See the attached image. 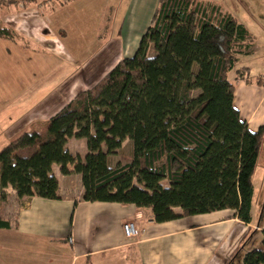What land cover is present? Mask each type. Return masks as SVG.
Wrapping results in <instances>:
<instances>
[{
  "label": "trees",
  "instance_id": "obj_1",
  "mask_svg": "<svg viewBox=\"0 0 264 264\" xmlns=\"http://www.w3.org/2000/svg\"><path fill=\"white\" fill-rule=\"evenodd\" d=\"M14 34L0 25V38ZM253 45L218 4L160 0L134 57L0 150V188L59 200L53 166L69 175L72 165L85 202L134 205L156 223L224 210L251 223L264 127L252 132L242 118L230 74ZM249 71L237 70V79L251 83ZM71 138L86 141L85 157L68 150ZM127 140L132 161L112 166ZM9 227L0 218V228ZM242 264H264V230Z\"/></svg>",
  "mask_w": 264,
  "mask_h": 264
},
{
  "label": "crops",
  "instance_id": "obj_2",
  "mask_svg": "<svg viewBox=\"0 0 264 264\" xmlns=\"http://www.w3.org/2000/svg\"><path fill=\"white\" fill-rule=\"evenodd\" d=\"M148 1L0 0V25L15 32L14 39L0 38V150L37 122L49 121L84 91L85 82V91L92 88V75L85 71L90 62L80 67L60 57L105 54L114 58L108 67L135 56L160 6L156 0L149 8ZM254 45L239 57L252 55ZM237 64L230 74L236 85L234 105L250 130L258 132L264 127V71L254 77L248 72V83L237 79ZM83 140L69 139L68 150L85 157L77 152ZM260 167L264 141L253 185L255 177L264 179V172L257 174ZM68 168L71 174L63 175L59 165L53 166L59 200L19 199L11 187L3 189L18 205L16 214L0 215L10 225L0 228V264H242L253 248L244 245L252 231H257L256 245L262 239L264 225H255L253 217L243 223L234 211L224 210L166 223L142 221L144 232L130 240L123 225L142 209L83 201L82 176L73 173L74 166ZM253 204L254 198L251 216Z\"/></svg>",
  "mask_w": 264,
  "mask_h": 264
},
{
  "label": "rangeland",
  "instance_id": "obj_3",
  "mask_svg": "<svg viewBox=\"0 0 264 264\" xmlns=\"http://www.w3.org/2000/svg\"><path fill=\"white\" fill-rule=\"evenodd\" d=\"M218 5L223 8L225 13L230 14L232 17L236 18L239 22L243 23L248 31L251 33L254 38V51L252 55L248 57H238L237 67L240 69L241 67H247L250 69L249 73L251 77L256 76L257 73H263L264 71V0H217ZM8 2H11L8 1ZM156 3V0H149L148 7L151 8L153 4ZM80 36V34L78 35ZM83 41V40H82ZM72 43L74 41L72 40ZM253 48V47H252ZM252 48L250 50H252ZM118 49V46L115 47L114 51ZM136 50L134 49L133 52ZM112 52V51H111ZM119 52V51H118ZM250 52V51H249ZM100 54L99 56H71L66 57L62 56L59 59L67 60L68 64H79L78 66H82L86 62H90V65L85 69V71H89L90 75H92L91 87L95 86L97 82H99L107 73H109L115 66H108L109 63L114 58H107V55ZM91 56V57H89ZM126 58V57H125ZM110 59V60H109ZM94 60V61H93ZM109 60V61H108ZM78 70V75L81 76V68ZM244 74V72L242 73ZM245 75V74H244ZM68 81V80H66ZM82 82V80L80 79ZM79 81V84H80ZM69 82V81H68ZM72 81H70L71 83ZM83 83V82H82ZM87 84L84 83V91L87 88ZM67 85V84H66ZM89 90V89H88ZM83 146H80L77 143V152L80 154L84 153V156L87 154V147L85 144V140ZM79 145V146H78ZM133 157V149L132 142L126 141L123 144V148L119 151V153L115 156H112L110 159L111 165L115 166L118 162L120 164H128L132 161ZM262 163H260V166ZM264 172L263 167L258 169V173L262 175ZM256 174V173H255ZM255 195H254V204H253V222L255 225H264V179H260V177H255ZM9 188V187H8ZM262 200V203H261ZM17 202L15 199L10 198V195L3 192L2 188H0V215L9 214L12 216L16 214ZM257 230V229H256ZM256 232L252 231V237H248V240L244 245L246 248L248 247H260V243L256 245ZM254 236V237H253ZM238 261V260H237ZM235 261L234 264H237Z\"/></svg>",
  "mask_w": 264,
  "mask_h": 264
},
{
  "label": "built area",
  "instance_id": "obj_4",
  "mask_svg": "<svg viewBox=\"0 0 264 264\" xmlns=\"http://www.w3.org/2000/svg\"><path fill=\"white\" fill-rule=\"evenodd\" d=\"M64 1H69V0H64ZM142 221H146L148 223L155 222L154 218L150 215L148 216L143 209L137 211L134 219L126 222L123 225L124 234L128 239L134 240L144 232V229L140 226V222Z\"/></svg>",
  "mask_w": 264,
  "mask_h": 264
}]
</instances>
